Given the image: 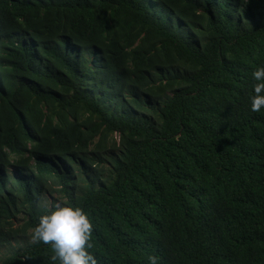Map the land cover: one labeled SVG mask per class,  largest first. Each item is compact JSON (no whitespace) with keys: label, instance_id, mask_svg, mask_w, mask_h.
<instances>
[{"label":"trees","instance_id":"16d2710c","mask_svg":"<svg viewBox=\"0 0 264 264\" xmlns=\"http://www.w3.org/2000/svg\"><path fill=\"white\" fill-rule=\"evenodd\" d=\"M258 67L264 0H0V264L56 204L96 264H264Z\"/></svg>","mask_w":264,"mask_h":264},{"label":"clouds","instance_id":"9594fccd","mask_svg":"<svg viewBox=\"0 0 264 264\" xmlns=\"http://www.w3.org/2000/svg\"><path fill=\"white\" fill-rule=\"evenodd\" d=\"M253 95L250 97V110L260 112L264 109V67L252 72ZM91 223L87 215L74 206L53 205L51 210L38 218L32 233L33 241L51 244L53 260L58 264H96L94 255L89 251ZM149 264H156L154 257H149Z\"/></svg>","mask_w":264,"mask_h":264},{"label":"rangeland","instance_id":"374dc122","mask_svg":"<svg viewBox=\"0 0 264 264\" xmlns=\"http://www.w3.org/2000/svg\"><path fill=\"white\" fill-rule=\"evenodd\" d=\"M117 137V136H116Z\"/></svg>","mask_w":264,"mask_h":264}]
</instances>
